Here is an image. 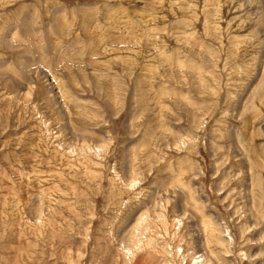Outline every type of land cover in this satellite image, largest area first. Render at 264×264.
I'll return each instance as SVG.
<instances>
[{
    "label": "rangeland",
    "instance_id": "obj_1",
    "mask_svg": "<svg viewBox=\"0 0 264 264\" xmlns=\"http://www.w3.org/2000/svg\"><path fill=\"white\" fill-rule=\"evenodd\" d=\"M0 264H264V0H0Z\"/></svg>",
    "mask_w": 264,
    "mask_h": 264
},
{
    "label": "bare ground",
    "instance_id": "obj_2",
    "mask_svg": "<svg viewBox=\"0 0 264 264\" xmlns=\"http://www.w3.org/2000/svg\"><path fill=\"white\" fill-rule=\"evenodd\" d=\"M187 208V207H186Z\"/></svg>",
    "mask_w": 264,
    "mask_h": 264
}]
</instances>
